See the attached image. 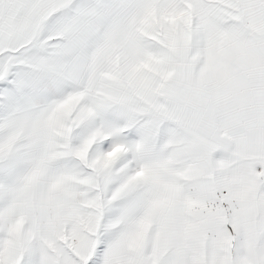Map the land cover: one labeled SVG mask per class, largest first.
<instances>
[{"label": "snow or ice", "instance_id": "obj_1", "mask_svg": "<svg viewBox=\"0 0 264 264\" xmlns=\"http://www.w3.org/2000/svg\"><path fill=\"white\" fill-rule=\"evenodd\" d=\"M0 264H264V0H0Z\"/></svg>", "mask_w": 264, "mask_h": 264}]
</instances>
